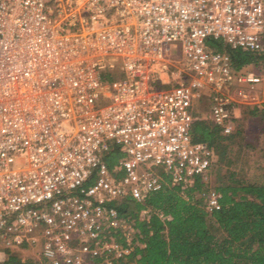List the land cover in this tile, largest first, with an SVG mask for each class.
<instances>
[{
  "label": "built area",
  "instance_id": "1",
  "mask_svg": "<svg viewBox=\"0 0 264 264\" xmlns=\"http://www.w3.org/2000/svg\"><path fill=\"white\" fill-rule=\"evenodd\" d=\"M209 39L264 56V0H0V242L39 245L27 258L39 264H134L146 246L134 222L171 216L118 207L212 169L209 145L192 140L195 89H209L228 136L264 85V57L236 75ZM220 197L209 188L205 209Z\"/></svg>",
  "mask_w": 264,
  "mask_h": 264
},
{
  "label": "trees",
  "instance_id": "2",
  "mask_svg": "<svg viewBox=\"0 0 264 264\" xmlns=\"http://www.w3.org/2000/svg\"><path fill=\"white\" fill-rule=\"evenodd\" d=\"M208 44L230 55L235 74L255 70L264 57L260 53L232 50L220 40L209 39ZM246 107L256 126L253 130H247L240 120L234 132L224 136L211 119L195 121L192 140L209 145L212 166L215 157L220 162L222 153L233 151L237 145L240 149H257L253 142L264 135V105ZM261 154L264 158V150ZM120 157L121 153L114 148L106 154L105 160L112 167ZM233 176L230 173L229 180L216 188L221 194L220 208L211 212L205 209L210 187L198 176L193 185L185 189L164 186L141 205L133 200L120 205L118 210L123 217L133 218L142 205L171 216L166 222L155 214L148 223L134 222L146 243L144 249L136 251L139 256L134 264H264V182ZM0 264H39V261L24 260L8 250Z\"/></svg>",
  "mask_w": 264,
  "mask_h": 264
},
{
  "label": "rangeland",
  "instance_id": "3",
  "mask_svg": "<svg viewBox=\"0 0 264 264\" xmlns=\"http://www.w3.org/2000/svg\"><path fill=\"white\" fill-rule=\"evenodd\" d=\"M218 49V48H217ZM181 43L172 42L170 46V54L172 57H180ZM253 71H256L253 70ZM113 73L106 70L102 72V78L105 82H110L113 79ZM158 88H167L171 84L161 85L156 83ZM256 104L260 107L264 105V85H258L256 87ZM195 92L199 94L194 100L193 104V115L195 121L197 120H210L211 119V97L209 94V89H195ZM109 103V98L104 94H100V97L96 100V107H103ZM247 105H240L235 109V128L238 127L240 120L244 122L245 128L247 130H253L256 126L252 118L249 117ZM210 122V121H209ZM193 128V127H192ZM192 134V132H191ZM257 149H240L237 146L234 147L233 151L222 153V160L220 162L215 161L213 163L212 169L208 174L207 186L216 189L218 186L225 184L229 180V174L233 173L234 179L237 177L250 179L258 183L264 182V158L261 154V150H264V135L258 139V141L253 142ZM260 150V151H259ZM123 155H121L122 157ZM155 214V213H154ZM153 215V214H152ZM16 255L22 259H27L29 257L36 258L40 254V246H34L33 251L29 248H9L6 249L5 245L0 242V263H2L8 254ZM41 259V258H40Z\"/></svg>",
  "mask_w": 264,
  "mask_h": 264
}]
</instances>
